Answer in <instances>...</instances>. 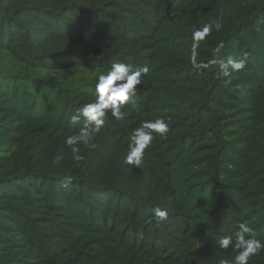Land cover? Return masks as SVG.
I'll use <instances>...</instances> for the list:
<instances>
[{"label":"trees","instance_id":"trees-1","mask_svg":"<svg viewBox=\"0 0 264 264\" xmlns=\"http://www.w3.org/2000/svg\"><path fill=\"white\" fill-rule=\"evenodd\" d=\"M116 62L149 72L77 161L72 117ZM156 118L166 137L125 164ZM242 222L264 241V0H0V264H218Z\"/></svg>","mask_w":264,"mask_h":264},{"label":"clouds","instance_id":"clouds-1","mask_svg":"<svg viewBox=\"0 0 264 264\" xmlns=\"http://www.w3.org/2000/svg\"><path fill=\"white\" fill-rule=\"evenodd\" d=\"M222 24L219 19L216 21L206 22L202 27L195 28L192 32L195 46L201 40H204L213 30L219 31ZM222 47V45H221ZM193 56V64L195 65ZM212 63H218L220 71L217 78L230 77L233 73L242 71L248 63V54L245 52L236 58L228 57L226 60H213ZM149 72L148 66L138 67L133 70L132 66L123 62L113 63L107 72L99 74L95 89V100L87 103L82 109H79L78 115L73 116V122L78 121L82 116L85 120L84 125L74 134L65 138L64 143L71 148L73 158L77 161L82 160L80 154V145L89 148H95L93 142L104 124L106 110L111 111V116L117 120L122 118L121 108L136 94L137 85L142 84V77ZM230 82V81H228ZM169 126L163 118L146 120L141 126L135 128L130 136L128 150L124 156V163L140 167L143 162L145 149L149 147L154 134L166 137ZM71 182V177L64 178ZM153 218L157 223L164 222L168 219V212L161 208H156ZM222 249L230 247L235 251V256L231 261L221 258L218 264H249V259L264 251V241L255 238L254 229L247 223L242 222L238 226L235 241L231 236H224L218 240Z\"/></svg>","mask_w":264,"mask_h":264}]
</instances>
